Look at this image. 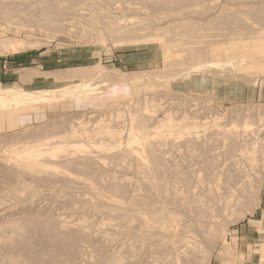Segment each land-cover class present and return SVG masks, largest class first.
I'll list each match as a JSON object with an SVG mask.
<instances>
[{
    "label": "rangeland",
    "instance_id": "rangeland-1",
    "mask_svg": "<svg viewBox=\"0 0 264 264\" xmlns=\"http://www.w3.org/2000/svg\"><path fill=\"white\" fill-rule=\"evenodd\" d=\"M106 1L0 0V264H264V0Z\"/></svg>",
    "mask_w": 264,
    "mask_h": 264
},
{
    "label": "bare ground",
    "instance_id": "bare-ground-1",
    "mask_svg": "<svg viewBox=\"0 0 264 264\" xmlns=\"http://www.w3.org/2000/svg\"><path fill=\"white\" fill-rule=\"evenodd\" d=\"M36 1H37V0H36ZM42 1H43V0H42ZM52 1H53V0H52ZM60 1H62V0H60ZM107 1H109V0H107ZM107 1H106V2H107ZM166 1H168V0H166ZM166 1H165V2H166ZM180 1H181V0H180ZM180 1H179V2H180ZM244 1H245V0H244ZM251 1H252V0H251ZM101 2H102V1H101ZM153 2H154V1H153ZM165 2H164V4H166ZM170 2L172 3L173 0H169V3H170ZM174 2H176V1H174ZM174 2H173V3H174ZM177 2H178V1H177ZM263 2H264V1H263ZM42 3H43V2H42ZM46 3H47V2H46ZM50 3H51V2H50ZM109 3H110V2H109ZM157 3H158V2H157ZM162 3H163V2H162ZM162 3H161V4H162ZM167 3H168V2H167ZM48 4H49V3H48ZM122 4H123V3H122ZM164 4H163V6H164ZM176 4H177V3H176ZM240 4H241V3H240ZM250 4H251V3H250ZM256 4H257V3H256ZM108 5H109V4H108ZM123 5H124V4H123ZM126 5H127V4H126ZM130 5H131V4H130ZM132 5H133V4H132ZM180 5H181V4H180ZM185 5H186V4H185ZM237 5H238V4H237ZM245 5H246V4H245ZM248 5H249V3H248ZM109 6H110V5H109ZM114 6H115V4H114ZM117 6H118V5H117ZM166 6H167V4H166ZM170 6H172V5H170ZM173 6H174V5H173ZM243 6H244V5H243ZM250 6H252V5H250ZM254 6H256V5H254ZM254 6L248 8V9L246 8V10H248V11H253L254 9H256V8L258 7V6H257V7H254ZM120 7H121V6H120ZM136 7H137V6H136ZM168 7H169V6H168ZM238 7H239V5L237 6V8H238ZM241 7H242V6H241ZM241 7H240V8H241ZM248 7H249V6H248ZM127 8H128V7H127ZM164 8H165V7H164ZM169 8H172V7H169ZM243 8H245V6H244ZM32 9H33V8H32ZM120 9H121V8H120ZM123 9H124V8H123ZM134 9H135V8H134ZM138 9H139V7H138ZM138 9H137V10H138ZM238 9H239V8H238ZM161 10H162V9H161ZM0 11H1V10H0ZM12 11H14V10H12ZM68 11H69V9H68ZM112 11H114V10H112ZM132 11H134V10H132ZM243 11H244V10H243ZM259 11H260V10H259ZM3 12H4V11H3ZM58 12H59V11H58ZM186 12H187V11H186ZM239 12H240V11H239ZM241 12H242V11H241ZM20 13H21V12H20ZM46 13H47V12H46ZM243 13H244V12H243ZM247 13H248V12H247ZM247 13H246V14H247ZM77 14H78V13H77ZM252 14H253V13H252ZM49 15H50V14H49ZM243 15H245V14H243ZM248 16H250V15H248ZM253 16H254V15H253ZM257 16H258V14H257ZM260 16H261V15H260ZM188 17H189V16H188ZM220 17H221V16H220ZM223 17H224V16H223ZM242 18H243V17H242ZM252 18H253V17H252ZM257 18H258V17H257ZM39 19H40V18H39ZM69 19H70V18H69ZM231 19H232V18H231ZM244 19H245V18H244ZM249 19H250V18H249ZM35 20H36V18H35ZM40 20H41V19H40ZM113 20H114V19H113ZM122 20H123V19H122ZM212 20H214V19H212ZM226 20H227V19H226ZM229 20H230V19H229ZM232 20H233V19H232ZM232 20H230V21L232 22ZM241 20L243 21V19H241ZM239 21H240V20H239ZM244 21H248V20H244ZM244 21H243V22H244ZM19 22H20V21H19ZM213 22H214V21H213ZM221 22H222V21H221ZM240 22H241V21H240ZM255 22H256V21H255ZM27 23H28V22H27ZM165 23H166V22H165ZM234 23H236V22H234ZM21 24H22V23H21ZM112 24H113V23H112ZM217 24H218V23H217ZM241 24H242V23H241ZM244 24H245V23H244ZM197 25H198V24H197ZM43 26H44V25H43ZM114 26H115V25H114ZM245 26H246V25H245ZM248 26H249V25H248ZM250 26H251V25H250ZM148 31H149V30H148ZM143 32H144V31H143ZM230 32H231V31H230ZM138 34H139V33H138ZM239 34H240V33H239ZM259 34H260V32H259ZM261 34H263V33H261ZM172 35H173V34H172ZM123 36H125V35H123ZM235 36H236V35H235ZM263 36H264V35H263ZM240 37H241V36H240ZM229 38H230V37H229ZM238 38H239V37H238ZM241 38H242V37H241ZM256 38H257V37H256ZM242 39L244 40L245 38H242ZM242 39H241V40H242ZM246 39H247V38H246ZM226 40H227V38H226ZM231 40H232V39H231ZM234 40H235V39H234ZM223 41L225 42L224 39H223ZM235 41H236V40H235ZM249 41H250V40H249ZM185 42H186V41H185ZM224 42H223V43H224ZM223 43H222V44H223ZM218 44H219V43H218ZM226 44H227V43H226ZM220 45H221V44H219V46H220ZM224 45H225V43H224ZM15 46H16V45H15ZM25 46H26V45H25ZM25 46H24V48H25ZM214 46H215V45H214ZM240 46H241V45H240ZM252 46H253V45H252ZM28 48H29V47H28ZM31 48H32V47H31ZM14 49H15V48H14ZM19 49H21V48H19ZM19 49H18V50H19ZM18 50H17V51H18ZM249 51H250V50H249ZM7 52H8V51H7ZM12 52H13V51H12ZM197 52H199V50H198ZM205 52H206V51H205ZM207 52H209V51L207 50ZM207 52H206V53H207ZM238 52H239V51H238ZM3 53H4V52H3ZM3 53H2V54H3ZM195 54H196V53H195ZM195 54H194V55H195ZM199 54H200V53H199ZM201 54H202V53H201ZM203 55H204V54H203ZM198 56H199V55H198ZM215 56H217V55L215 54ZM218 56H219V55H218ZM195 57H196V56H195ZM199 57H200V56H199ZM213 57H214V56H213ZM234 57H236V56L234 55ZM238 58H239V57H237L236 59H238ZM200 59H201V58H200ZM202 59H203V58H202ZM202 59H201V60H202ZM247 59H248V58H247ZM252 60H253V59H252ZM166 61H167V60H166ZM207 61H208V60H207ZM209 61H210V60H209ZM215 61H216V60H215ZM215 61H212V62H215ZM253 61H255V60H253ZM201 62H202V61H201ZM212 62H211V63H212ZM244 62H246V61H244ZM251 62H252V61H251ZM256 62H257V61H256ZM217 63H218V62H217ZM247 63H249V61H248ZM249 64H250V63H249ZM198 65H199V64H198ZM167 66H168V65H167ZM209 68H210V67H209ZM3 94H4V93H3ZM15 95H16V94H15ZM13 96H14V95H13ZM10 97H11V96H10ZM15 99H16V98H15ZM28 100H31V101H32V100H35V101H36L37 99H31V98H28ZM28 100H26V102H27ZM5 106H6V105H5ZM0 107H1V106H0ZM141 114H142V113H141ZM146 115H148V114L146 113ZM140 116H141V115H140ZM142 116L145 117V114L142 115ZM144 117H143V118H144ZM150 117H151V116H150ZM143 118H142V119H143ZM148 118H149V117H148ZM143 120H144V119H143ZM144 121H146V120H144ZM148 121H150V120H148ZM216 123H217V122H216ZM213 124H214V123H213ZM102 125H103V124H102ZM63 128H64V127H63ZM220 128H221V127H220ZM233 128H234V127H233ZM65 129H66V128H65ZM74 129H75V128H74ZM172 129H174V128L172 127ZM139 130H140V129H139ZM159 130H160V129H159ZM165 130H166V129H165ZM230 130H231V129H230ZM232 130H233V129H232ZM134 131H135V130H134ZM233 131H234V130H233ZM244 131H246V130H244ZM261 131H262V130H261ZM135 132H137V131H135ZM164 132H165V131H164ZM166 132H167V131H166ZM143 133H144V132H143ZM158 133H159V131H158ZM72 134H73V133H72ZM136 134H137V133H136ZM136 134H135V136H136L137 139H138V138H139V137H138L139 135L137 136ZM141 134H142V133H141ZM163 134H164V133H163ZM182 134H184V133H182ZM182 134H181V135H182ZM188 134H189V133H188ZM192 134H193V133H192ZM192 134H191V135H192ZM210 134H211V133H210ZM237 134H238V133H237ZM73 135H74V134H73ZM130 135H131V134H130ZM170 135H171V134H170ZM177 135H178V134H177ZM177 135H176V137H177ZM181 135H179V137H180ZM184 135L187 136V132H186V134H184ZM184 135H182L181 137H183V138H187V137H184ZM189 135H190V134H189ZM194 135H195V133H194ZM263 135H264V134H263ZM88 136H89V135H88ZM95 136H96V135H95ZM99 136H101V134H100ZM164 136H165V135H164ZM71 137H72V136H71ZM93 137H94V136H93ZM132 137H133V136H132ZM162 137H163V135H162ZM167 137H169V136H167ZM173 137H174V136H173ZM179 137H178V139L181 140V138H179ZM190 137H191V136H190ZM190 137H188L189 140H191ZM192 137H196V136H192ZM203 137H204V135H203ZM227 137H228V136H227ZM77 138H78V137H77ZM88 138H89V137H88ZM112 138H113V137H112ZM174 138H175V137H174ZM174 138H173V139H172V138L170 139V137H169V140H170V141H171V140L174 141ZM221 138H222V137H221ZM225 138H226V137H225ZM246 138H247V137H246ZM92 139H93V138H92ZM94 139H95V138H94ZM133 139H134V138H133ZM139 139H140V138H139ZM156 139H157V138H156ZM162 139H164V137H163ZM178 139H177V140H178ZM200 139H202V136H201ZM73 140H74V139H73ZM75 140H76V139H75ZM77 140H78V139H77ZM101 140H102V139H101ZM103 140H104V139H103ZM128 140H130V138H129ZM166 140H167V139H166ZM166 140H164V141H166ZM186 140H188V139H186ZM186 140H185V141H186ZM194 140H198V138H195ZM204 140H205V138H204ZM69 141H70V140H69ZM86 141H87V139H86ZM108 141H109V140H108ZM143 141H144V139L142 140V142H143ZM217 141H218V140H217ZM242 141H243V140H242ZM64 142H65V141H64ZM78 142H79V141H78ZM87 142H88V141H87ZM116 142H117V141H116ZM119 142H120V141H119ZM119 142H118V143H119ZM150 142H151V141H150ZM189 142H190V141H189ZM189 142H188V143H189ZM192 142H193V141H192ZM201 142H204V141H201ZM201 142H200V143H201ZM231 142H232V141H231ZM233 142H234V141H233ZM106 143H107V142H106ZM130 143H132V142H130ZM170 143H171V142H170ZM174 143H175V141H174ZM179 143H180V142H179ZM182 143H183V142H182ZM184 143H187V141L184 142ZM188 143H187V144H188ZM193 143H194V142H193ZM193 143H190V144H193ZM198 143H199V142H198ZM200 143H199V144H200ZM222 143H223V142H222ZM256 143H257V142H256ZM48 144H49V143H48ZM103 144H104V143H103ZM140 144L143 145L141 142H140ZM145 144H146V143H145ZM148 144H149V142H148ZM150 144H151V143H150ZM153 144H155V142H154ZM153 144H152V145H153ZM157 144H158V143H157ZM163 144H164V143H163ZM172 144H173V143H172ZM172 144H171V145H172ZM187 144H186V145H187ZM202 144H203V143H202ZM93 145H94V144H93ZM138 145H139V144H138ZM176 145H177V144H176ZM179 145H180V144H179ZM179 145H177L176 148H177ZM186 145H185V146H186ZM205 145L207 146V144H205ZM205 145H203L202 148H204ZM100 146H101V145H100ZM110 146H111V145H110ZM143 146H144V145H143ZM143 146H142V147H143ZM145 146H146V145H145ZM149 146H151V145H149ZM149 146H147V147H149ZM156 146H157V145H156ZM172 146H173V145H172ZM187 146H188V145H187ZM189 146H192V145H189ZM206 146H205V147H206ZM217 146H218V145H217ZM54 147H56V146H54ZM101 147H102V146H101ZM115 147H116V146H115ZM129 147H130V146H129ZM131 147H132V146H131ZM147 147H146V149H147ZM152 147H154V146H151V148L149 147V149H152ZM161 147H162V145H161ZM164 147H165V146H164ZM170 147H171V146H170ZM179 147L181 148V146H179ZM179 147H178L177 149H179ZM183 147H184V146H183ZM183 147H182V148H183ZM196 147H197V145H196ZM196 147H193V148H196ZM224 147H225V146H224ZM230 147H231V146H230ZM236 147H237V146H236ZM251 147H252V146H251ZM254 147H255V146H254ZM263 147H264V146H263ZM103 148H105V147H103ZM127 148H128V147H127ZM133 148H134V147H133ZM143 148H145V147H143ZM157 148H158V146H157ZM157 148H156V149H157ZM176 148H175V149H176ZM191 148H192V147H191ZM198 148H199V147H198ZM202 148H201V149H202ZM207 148H208V147H207ZM207 148H206V149H207ZM225 148H226V147H225ZM252 148H253V147H252ZM35 149H36V148H35ZM51 149H52V148H51ZM57 149H58V148H57ZM64 149H65V148H64ZM92 149H94V148H92ZM92 149H91V150H92ZM117 149H118V148H117ZM129 149H130V148H129ZM156 149H155V150H156ZM187 149H188V148H187ZM187 149H186V150H187ZM210 149H211V151H212V148H210ZM242 149H243V148H242ZM33 150H34V149H33ZM45 150H47V149H45ZM94 150H95V149H94ZM103 150L105 151V150H107V149H103ZM132 150H134V149H132ZM158 150H161V149H158ZM179 150H180V149H179ZM188 150H189V149H188ZM188 150H187V151H188ZM196 150H197V149H196ZM196 150H195V151H196ZM199 150H200V148H199ZM199 150H197V152H198ZM204 150H205V148H204ZM207 150H208V149H207ZM56 151H57V150H56ZM56 151H55V152H56ZM100 151H101V150H100ZM125 151H127V150H125ZM138 151H139V150H138ZM146 151H147V150H146ZM148 151H149V150H148ZM150 151H151L152 153L155 152L154 150H153V151L150 150ZM150 151H149V153L147 152L148 155L150 154ZM205 151H206V150H205ZM209 151H210V150H209ZM209 151H207L206 153H208ZM235 151H236V150H235ZM244 151H245V150H244ZM19 152H21V151H19ZM25 152H26V151H25ZM27 152H28V151H27ZM58 152H59V151H58ZM90 152H91V151H90ZM92 152H93V151H92ZM95 152H96V150H95ZM97 152H98V151H97ZM119 152H120V151H119ZM122 152H123V151H122ZM130 152H131V150H130ZM130 152H129V156H130ZM144 152H145V151H144ZM157 152H158V151H156V153H157ZM161 152H162V151H161ZM173 152H174V151H173ZM175 152H176V151H175ZM177 152H179V151H177ZM212 152H213V151H212ZM215 152H216V151H215ZM8 153H9V152H8ZM14 153H15V151H14ZM16 153H18V152H16ZM16 153H15V154H16ZM64 153H65V151H64ZM67 153H68V152H67ZM72 153L75 154V151L72 152ZM82 153H85V151H83ZM88 153H89V152H88ZM88 153H87V154H88ZM100 153H101V152H100ZM114 153H115V151H114ZM159 153H160V152H159ZM169 153H170V152H169ZM169 153H168V154H169ZM189 153H190V152H189ZM195 153H196V152H195ZM233 153H234V152H233ZM11 154H12V153H11ZM11 154H10V155H11ZM37 154H38V153H37ZM89 154H92V153H89ZM93 154H95V153L93 152ZM111 154H113V153L111 152ZM124 154H125V152L123 153V155H124ZM157 154H158V153H157ZM160 154H161V153H160ZM187 154H188V153H187ZM210 154H211V153H210ZM239 154H240V153H239ZM246 154H247V153H246ZM7 155H9V154H7ZM12 155H14V154H12ZM75 155H76V154H75ZM77 155H78V153H77ZM85 155H86V153H85ZM101 155H102V154H101ZM104 155H105V154H104ZM123 155H122V156H123ZM142 155H143V154H142ZM146 155H147V154H146ZM153 155H154V154H151L152 157H153ZM155 155H156V154H155ZM162 155H164V153H162ZM165 155H166V154H165ZM165 155H164V156H165ZM233 155H234V154H233ZM236 155H237V154H236ZM5 156H6V155H5ZM35 156H36V155H35ZM68 156H69V155H68ZM68 156H67V157H68ZM80 156H83V155H80ZM108 156H109V155H108ZM122 156H120V157H122ZM124 156H127V155L125 154ZM132 156H133V155H132ZM149 156H150V155H149ZM149 156H148V157H149ZM159 156H161V155H159ZM159 156L156 155V157H159ZM168 156H169V155H168ZM177 156H178V155H177ZM192 156H193V155H192ZM200 156H201V155H200ZM248 156H249V153H248ZM14 157H15V155H14ZM22 157H23V156H22ZM59 157H60V156H59ZM77 157H79V156H77ZM85 157H86V156H85ZM89 157H90V156H89ZM96 157H97V156H96ZM99 157H100V156H99ZM113 157H114V155H113ZM118 157H119V155H118ZM133 157H134V156H133ZM166 157H167V156H166ZM172 157H173V156H172ZM211 157H212V156H211ZM10 158H11V156H10ZM20 158H21V157H20ZM26 158H28V159H30V160L32 159L31 162L34 163V164H31L30 168H33V167L36 166V165L39 167V166H41V164H42L41 162H39V161H40V160H39V156H38V159H35L32 155H28ZM63 158H64V157H63ZM63 158H62V160H63ZM83 158H84V157H83ZM83 158H82V159H83ZM86 158H87V157H86ZM93 158H94V157H93ZM93 158H92V159H93ZM97 158H98V157H97ZM105 158H106V157L103 156L102 160H104ZM107 158H108V157H107ZM122 158H123V157H122ZM168 158H169V157H168ZM1 159H2V158H1ZM13 159H15V158H13ZM79 159H80V157H79ZM88 159H90V158H88ZM99 159H101V158H99ZM99 159H98V160H99ZM109 159H110V158H109ZM129 159H130V158H129ZM139 159H140V158H139ZM150 159H152V158H149L148 160H150ZM156 159H157V158H156ZM229 159H230V158H229ZM242 159H243V158H242ZM7 160H8V159H7ZM11 160H12V159H11ZM17 160H18V159H17ZM42 160H43V159H41V161H42ZM60 160H61V159H60ZM84 160H85V158H84ZM131 160H132V159H131ZM133 160H134V158H133ZM137 160H138V159H137ZM137 160H136V161H137ZM146 160H147V159H146ZM160 160H161V159H160ZM230 160H231V159H230ZM4 161H5V160H4ZM81 161H82V160H81ZM94 161H95V160H94ZM152 161H153L154 163L157 162V164H158L159 159H158V161H155L154 158H153V159H152L151 161H149V162H152ZM181 161H182V160H181ZM262 161H264V160H262ZM16 162H17V161H16ZM43 162H45V161H43ZM49 162H50V161H49ZM92 162H93V161H92ZM138 162H139V160H138L136 163L138 164ZM153 162H152V163H153ZM165 162H166V161H165ZM191 162H192V161H191ZM215 162H216V161H215ZM219 162H220V161H219ZM222 162H223V161H222ZM232 162H233V161H232ZM8 163H10V162H8ZM86 163H87V162H86ZM98 163H99V162H98ZM145 163H146V162H145ZM147 163H148V161H147ZM224 163H225V162H224ZM236 163H237V162H236ZM245 163H246V162H245ZM11 164H12V163H11ZM11 164H10V165H11ZM14 164H15V163H14ZM45 164H46V163H45ZM101 164H103V163H101ZM104 164H105V163H104ZM150 164H151V163H150ZM157 164H156L155 167H154V166H153V167L150 166V167H151L153 170H155V168L157 167ZM159 164H160V163H159ZM159 164H158V166H159ZM166 164H167V163H166ZM186 164H187V163H186ZM188 164H189V163H188ZM241 164H242V163H241ZM253 164H254V162H253ZM42 165H44V164H42ZM62 165H63V164H62ZM105 165H106V164H105ZM139 165H140V164H139ZM139 165H138V166H139ZM142 165H144V163H142ZM145 165H146V164H145ZM145 165H144V166H145ZM147 165H148V164H147ZM151 165H152V164H151ZM242 165H243V164H242ZM262 165H263V164H262ZM11 166H15V165H11ZM94 166H95V165H94ZM96 166H97V165H96ZM96 166H95V167H96ZM225 166H226V164H225ZM257 166H258V165H257ZM142 167H143V166H142ZM159 167H161V166H159ZM162 167H163V166H162ZM248 167H249V166H248ZM14 168H15V167H14ZM54 168H55V167H54ZM77 168H78V167H77ZM88 168H89V167H88ZM98 168H99V166H98ZM144 168H145V167H144ZM180 168H181V167H180ZM195 168H196V167H195ZM15 169H16V168H15ZM85 169H86V168H85ZM100 169H101V168H100ZM141 169H142V168H141ZM152 169H151V170H152ZM159 169H160V168H159ZM167 169H168V168H167ZM167 169H166V170H167ZM189 169H190V168H189ZM4 170H5V169H4ZM19 170H20V169H19ZM64 170H65V169H64ZM74 170H75V169H74ZM101 170H102V169H101ZM126 170H127V169H126ZM136 170H137V169H136ZM146 170H147V171H146ZM146 170H145L146 173L150 171L149 168H148V169L146 168ZM160 170H162V168H161ZM160 170L157 171V169H156V171H154V173H155V172H159ZM163 170H164V168H163ZM166 170H164V172L161 171V172H159L158 174L161 175L162 173H165ZM219 170H220V169H218V171H219ZM17 171H18V170H17ZM51 171H52V170H51ZM51 171H49V173H51ZM96 171H97V170H96ZM169 171H170V170H169ZM172 171H173V170H172ZM175 171H176V170H175ZM175 171H174V172H175ZM251 171H252V170H251ZM5 172H6V171H5ZM20 172L22 173V171H20ZM35 172H36V171H35ZM57 172H58V171H57ZM91 172H92V171H91ZM152 172H153V171H152ZM227 172H228V171H227ZM13 173H14V172H13ZM23 173H24V172H23ZM25 173H26V172H25ZM27 173H28V172H27ZM27 173H26V174H27ZM37 173H38V172H37ZM54 173H55V172H54ZM59 173H61V171H60ZM140 173H141V172H140ZM178 173H179V171H178ZM224 173H225V172H224ZM62 174H63V172H62ZM98 174H99V173H98ZM106 174H107V173H106ZM148 174H149V173H147V174H145V175H148ZM32 175H33V174H32ZM32 175H31V177H32ZM57 175H58V174H57ZM60 175H61V174H60ZM60 175H59V176H60ZM63 175H64V174H63ZM66 175H67V174H66ZM66 175H65V176H66ZM141 175H142V174H141ZM163 175H164V174H163ZM167 175H168V174H167ZM167 175H166V176H167ZM43 176H44V174H43ZM43 176H41V178H42ZM47 176H48V175H47ZM53 176H54V174H53ZM67 176H68V175H67ZM152 176H153V174H152ZM180 176H181V175H180ZM38 177H39V176H38ZM44 177H46V176H44ZM44 177H43V178H44ZM48 177H49V176H48ZM48 177H47V178H48ZM50 177H51V176H50ZM57 177H58V176H56V178H57ZM61 177H62V176H61ZM92 177H93V176H92ZM144 177H145V176H144ZM164 177H165V176H164ZM192 177H193V176H192ZM239 177H240V176H239ZM13 178H14V177H13ZM25 178H26V177H25ZM56 178H55V179H56ZM63 178H66V177H63ZM72 178H73V177H72ZM123 178H124V177H123ZM155 178H156V177H155ZM155 178H154V180H155ZM181 178H182V177H181ZM236 178H237V177H236ZM32 179H33V178H32ZM49 179H50V178H49ZM51 179H52V178H51ZM57 179H58V178H57ZM57 179H56V180H57ZM60 179H61V178H60ZM73 179H74V178H73ZM89 179H90V178H89ZM96 179H97V178H96ZM146 179H148V178H146ZM149 179H150V178H149ZM223 179H224V178H223ZM26 180H27V179H26ZM28 180H29V179H28ZM28 180H27V181H28ZM47 180H48V179H47ZM53 180H54V179H53ZM69 180H70V179H69ZM69 180H67V181H69ZM74 180H75V179H74ZM100 180H101V179H100ZM235 180H236V179H235ZM241 180H242V179H241ZM241 180H240V182H241ZM36 181H37V180H36ZM51 181H52V180H51ZM72 181H73V180H72ZM83 181H84V180H83ZM86 181H87V180H86ZM103 181H104V180H103ZM120 181H122V180L120 179ZM125 181H126V179H125ZM143 181H144V180H143ZM149 181H150V180H149ZM156 181H158V180L156 179ZM197 181H198V180H197ZM213 181H214V180H213ZM249 181H250V180H249ZM105 182H106V181H105ZM115 182H116V181H115ZM126 182H127V181H126ZM128 182H129V181H128ZM141 182H142V181H141ZM144 182H145V181H144ZM159 182H160V181H159ZM172 182H173V181H172ZM188 182H189V181H188ZM238 182H239V181H238ZM258 182H259V181H258ZM11 183H12V182H11ZM73 183H74V182H73ZM88 183H90V182H88ZM92 183H93V182H92ZM94 183H95V182H94ZM118 183H119V181H118ZM149 183H150V182H149ZM235 183H236V182H235ZM242 183H243V182H242ZM252 183H253V182H252ZM15 184H16V183H15ZM42 184H43V183H42ZM85 184H86V183H85ZM158 184H159V183H157L156 185L159 187ZM170 184H171V183H170ZM190 184H191V183H190ZM207 184H208V183H207ZM216 184H217V183H216ZM249 184H250V183H249ZM249 184H248V185H249ZM12 185H13V184H12ZM37 185H39V184H37ZM43 185H44V184H43ZM94 185H95V184H94ZM121 185H122V184H121ZM125 185H126V184H125ZM127 185H129V184H127ZM151 185H152V184H151ZM194 185H195V184H194ZM194 185H193V186H194ZM221 185H222V184H221ZM238 185H239V184H236V185L233 184V186H235L234 188H236V186H238ZM244 185H245V184H244ZM78 186H79V185H78ZM118 186H119V185H118ZM118 186H117V187H118ZM149 186H150V185H149ZM154 186H155V185H154ZM173 186H174V185H173ZM95 187H96V186H95ZM112 187H114V186H112ZM120 187H121V186H120ZM170 187H171V186H170ZM187 187H188V186H187ZM207 187H208V186H207ZM226 187H228V186H226ZM239 187L242 188V187H245V186H239ZM246 187H247V186H246ZM110 188H111V187H110ZM191 188H192V187H191ZM222 188H223V186H222ZM224 188H225V187H224ZM230 188H232L231 185H230ZM122 189H123V188H122ZM127 189H128V188H127ZM156 189H157V188H156ZM173 189H174V188H173ZM242 189H243V188H242ZM117 190H118V189H117ZM141 190H142V189H141ZM181 190H182V189H181ZM188 190H189V189H188ZM193 190H194V189H193ZM210 190H211V188H210ZM214 190H215V189H214ZM225 190H227V189H225ZM234 190H235V189H234ZM120 191H121V190H120ZM134 191H135V189H134ZM139 191H140V190H139ZM176 191H177V190H176ZM178 191H179V190H178ZM182 191H183V190H182ZM182 191H181V193H182ZM211 191H212V190H211ZM223 191H224V190H223ZM236 191H237V190H236ZM238 191H239V188H238ZM155 192H156V191H155ZM242 192H243V190H242ZM63 193H64V192H63ZM144 193H146V192H144ZM158 193H159V191H158ZM168 193H169V191H168ZM168 193H167V194H168ZM200 193H201V192H200ZM206 193H207V192H206ZM224 193H225V192H224ZM233 193H234V192H233ZM235 193H236V192H235ZM240 193H241V192H240ZM56 194H57V193H56ZM66 194H67V193H66ZM139 194H140V193H139ZM161 194H162V193H161ZM164 194H165V193H164ZM201 194H202V193H201ZM211 194H212V193H211ZM64 195H65V194H64ZM72 195H73V194H72ZM120 195H121V194H120ZM179 195H180V193H179ZM181 195H182V194H181ZM188 195H189V194H188ZM188 195L186 194L185 196L187 197ZM217 195H218V194H217ZM226 195H227V194H226ZM229 195H230V194H229ZM55 196H57V195H55ZM62 196H63V195H62ZM164 196H165V195H164ZM173 196H174V195H173ZM173 196H171V197H173ZM175 196H176V194H175ZM183 196H184V194H183ZM245 196H247V195H245ZM67 197H68V196H67ZM69 197H70V196H69ZM117 197H118V196H117ZM181 197H182V196H181ZM197 197H198V196H197ZM197 197H196V198H197ZM226 197L228 198V195H227ZM231 197H232V195H231ZM183 198H184V197H183ZM20 199H21V198H20ZM46 199H47V198H46ZM51 199H52V198H51ZM67 199H68V198H67ZM134 199H135V198H134ZM145 199H146V198H145ZM223 199H224V198H223ZM232 199H233V198H232ZM78 200H80V199H78ZM175 200H176V199H175ZM190 200H191V199H190ZM217 200H218V199H217ZM230 200H231V198H230ZM239 200H240V199H239ZM241 200H242V199H241ZM71 201H72V200H71ZM73 201H74V200H73ZM86 201H87V200H86ZM89 201H90V200H89ZM192 201H193V200H192ZM176 202H177V201H176ZM179 202H180V201H179ZM204 202H205V201H204ZM219 202H220V201H219ZM219 202H218V203H219ZM222 202H223V201H222ZM224 202H225V201H224ZM226 202H228V201H226ZM40 203H41V202H40ZM182 203H183V201H182ZM193 203H194V202H193ZM238 203H239V202H238ZM67 204H68V203H67ZM97 204H98V203H97ZM186 204H187V202H186ZM208 204H209V203H208ZM219 204H220V203H219ZM79 205H80V204H79ZM100 205H103V204L100 203ZM187 205H189V204H187ZM28 206H30V205H28ZM52 206H53V205H52ZM104 206H105V205H104ZM135 206H136V205H135ZM218 206H219V205H218ZM220 206H222V205L220 204ZM229 206H230V205H229ZM33 207H34V206H33ZM59 207H60V206H59ZM117 207H118V206H117ZM226 207H227V209H228V206H226ZM24 208H25V207H24ZM50 208H51V207H50ZM110 208H111V207H110ZM216 208H217V207H216ZM231 208H232V206H231ZM231 208H230V210H231ZM87 209H88V208H87ZM111 209H112V208H111ZM113 209H114V208H113ZM115 209H117V208H115ZM119 209H120V207H119ZM163 209H164V208H163ZM207 209H208V208H207ZM207 209H206V210H207ZM210 209H212V208H210ZM227 209H226V210H227ZM35 210H36V209H35ZM117 210H118V209H117ZM158 210H159V209H158ZM164 210H165V209H164ZM168 210H169V209H168ZM168 210H167V212H168ZM197 210H198V208H197ZM213 210H214V209H213ZM221 210H222V209H221ZM223 210H224V209H223ZM223 210H222V211H223ZM21 211H22V210H21ZM112 211H114V210H112ZM119 211H120V210H119ZM121 211H122V210H121ZM123 211H124V210H123ZM154 211H156V210L154 209ZM154 211H152V212H154ZM169 211H170V210H169ZM172 211H173V210H172ZM172 211H171V213H172ZM188 211H189V210H188ZM216 211H217V210H216ZM11 212H12V211H11ZM24 212H25V211H24ZM49 212H50V211H49ZM116 212H117V211H116ZM132 212H133V211H132ZM167 212L165 211V213H167ZM173 212L176 213V211H173ZM185 212H186V211H185ZM214 212H215V211H214ZM214 212H213V213H214ZM50 213H51V212H50ZM57 213H58V212H57ZM57 213H56V214H57ZM122 213H123V212H122ZM130 213H131V212H130ZM186 213H187V212H186ZM207 213H208V211H207ZM207 213H206V214H207ZM209 213H210V211H209ZM215 213H216V212H215ZM219 213H221V212H219ZM37 214H38V213H37ZM47 214H48V213H47ZM119 214H120V213H119ZM133 214L136 215V214H139V213L137 212L136 214H135V213H133ZM145 214L148 215V212L145 213ZM145 214H144V215H145ZM155 214H156V213H155ZM172 214H173V213H172ZM206 214H203V215L206 216ZM211 214H212V213H211ZM217 214H218V211H217ZM217 214H216V216H217ZM223 214H224V211H223ZM225 214H226V213H225ZM21 215H22V214H21ZM24 215H25V214H24ZM52 215H53V214H52ZM116 215H117V214H116ZM121 215H122V214H121ZM167 215H169V213H168ZM174 215H175V214H174ZM203 215H202V216H203ZM214 215H215V214H214ZM12 216H13V215H12ZM26 216H27V215H26ZM28 216H29V215H28ZM31 216H33V215H31ZM34 216H35V215H34ZM53 216H54V215H53ZM83 216H84V215H83ZM114 216H115V215H114ZM119 216H120V215H119ZM122 216L125 217L124 214H123ZM130 216H131V215H130ZM149 216H150V213H149V215H148V218H149ZM152 216H153V215H152ZM152 216H151V218H152ZM155 216H156V215H155ZM172 216H173V215H172ZM182 216H183V215H182ZM208 216H209V215H208ZM216 216H215V217H216ZM13 217H14V216H13ZM13 217H12V218H13ZM39 217H40V216H39ZM43 217H44V216H43ZM60 217H61V216H60ZM133 217H134V216H133ZM135 217H136V216H135ZM137 217H138V218H137V220H138L139 217H141V215H139V216L137 215ZM203 217H204V216H203ZM213 217H214V216H213ZM16 218H17V217H16ZM18 218H19V217H18ZM35 218H36V217H35ZM54 218H55V217H54ZM130 218L132 219V221L134 220L132 217H130ZM146 218H147V217H146ZM153 218H154V217H153ZM156 218L158 219V216H157ZM159 218H160V217H159ZM164 218H165V216H164ZM171 218H172V217H171ZM173 218H174V217H173ZM206 218H207V217H206ZM5 219H6V218H5ZM19 219H20V218H19ZM49 219H50V218H49ZM60 219H61V218H60ZM154 219H155V218H154ZM154 219H153V220H154ZM160 219H161V218H160ZM169 219H170V218H169ZM213 219H215V218H213ZM217 219H218V218H217ZM9 220H10V219H9ZM27 220H28V219H27ZM32 220H33V219H32ZM43 220H44V219H43ZM68 220H69V219H68ZM114 220H115V219H114ZM137 220H136V221H137ZM139 220H140V219H139ZM139 220H138V221H139ZM142 220H144V219L142 218ZM148 220H149V219H148ZM151 220H152V219H150L149 222H150ZM158 220H159V219H158ZM178 220H179V219H178ZM178 220H177V221H178ZM207 220H208V219H207ZM209 220H210V219H209ZM44 221H45V220H44ZM50 221H51V220H50ZM85 221H86V220H85ZM117 221H118V220H117ZM138 221H137V223H138ZM144 221H145V220H144ZM163 221H164V220H163ZM169 221H170V220H169ZM177 221L175 220V222H177ZM183 221H184V220H183ZM1 222H4V220L1 221ZM1 222H0V223H1ZM46 222H47V221H46ZM67 222H68V221H67ZM103 222H104V221H103ZM109 222H110V221H109ZM140 222H141V221H139V223H140ZM152 222H153V221H152ZM159 222H160V221H159ZM161 222H162V221H161ZM165 222H166V221H165ZM180 222H181V220H180ZM203 222H204V221H203ZM203 222H202V223H203ZM205 222L207 223V221H205ZM211 222H212V221H211ZM214 222H215V220H214ZM216 222H217V221H216ZM11 223H12V222H11ZM21 223H22V222H21ZM36 223H37V222H36ZM47 223H48V222H47ZM64 223H65V221H64ZM64 223H63V224H64ZM104 223H105V222H104ZM111 223H112V222H110V224H111ZM115 223H116V222H115ZM142 223H145V222H142ZM147 223H148V221H146V225H145V224H142V225H144V226L146 227V226H148ZM178 223H179V222H178ZM206 223H204V225H206ZM208 223H209V222H208ZM23 224H25V223H23ZM27 224H29V223H27ZM63 224L61 225L62 227H63ZM68 224H70V223H68ZM68 224H67V226H70V225H68ZM79 224H80V223H79ZM79 224H78V225H79ZM86 224H89V223H86ZM102 224H103V223H102ZM125 224H126V223H125ZM128 224H129V223H128ZM132 224H134V223L132 222ZM175 224H176V223H175ZM1 225H2V224H1ZM38 225H39V224H38ZM45 225H46V224H45ZM47 225H48V224H47ZM64 225H65V224H64ZM78 225H77L76 227H79ZM80 225H81V224H80ZM89 225H91V224H89ZM92 225H93V224H92ZM106 225H107V224H106ZM114 225H115V224H114ZM139 225H140V224H139ZM149 225H151V227H152V223H151V224L149 223ZM153 225H154V224H153ZM169 225H170V223H169ZM172 225H174V224H172ZM178 225H179V224H178ZM178 225H177V228H178ZM15 226H16V225H15ZM36 226H37V225H36ZM74 226H75V225H74ZM98 226H99V225H98ZM133 226H134V225H133ZM161 226H162V225H160V227H161ZM179 226H181V225H179ZM202 226H203V225H202ZM24 227H25V226H24ZM31 227H32V226H31ZM41 227H42V226H41ZM59 227H60V226H59ZM81 227H83V226H81ZM105 227H107V226H105ZM110 227H111V226H110ZM141 227H143V226H141ZM141 227L139 226V228H141ZM151 227H150V228H149V227H146V228H147V229L149 228L151 231H153L152 229L154 228V226H153L152 229H151ZM157 227H158V226H157ZM211 227H214V225H212ZM215 227H216V226H215ZM36 228H37V227H36ZM64 228H65V230H66V225H65ZM91 228H92V227H91ZM143 228H144V227H143ZM143 228H142V229H143ZM170 228H171V227H170ZM179 228H180V227H179ZM179 228H178V229H179ZM203 228H204V227H203ZM206 228H207V227H206ZM206 228H205V229H206ZM33 229H34V228H33ZM68 229H69V227H68ZM73 229H74V228H73ZM77 229H78V228H77ZM82 229H85V228L83 227ZM92 229H93V228H92ZM101 229H102V228H101ZM155 229H156V228H155ZM178 229H174V230H178ZM186 229H187V228H186ZM211 229H212V228H211ZM1 230H2V229H1ZM70 230H71V229H70ZM80 230H81V229H80ZM80 230H79V231H80ZM86 230H87V229H86ZM113 230H114V229H113ZM121 230H122V229H121ZM123 230H124V229H123ZM139 230H140V229H139ZM158 230H160V229H158ZM161 230H162V229H161ZM163 230H164V229H163ZM212 230H213V229H212ZM214 230H215V229H214ZM38 231H39V230H38ZM83 231H84V230H83ZM83 231H82V232H83ZM168 231H169V230H168ZM207 231H209V230H207ZM24 232H26V231H24ZM32 232H33V231H32ZM45 232H46V231H45ZM77 232H78V231H77ZM100 232H101V231H100ZM134 232H135V231H134ZM154 232H155V231H154ZM166 232H167V231H166ZM173 232H174V231H173ZM177 232H178V231H177ZM203 232H204V231H203ZM211 232H212V231H210V233H211ZM0 233H1V232H0ZM11 233H12V232H11ZM17 233H18V232H17ZM66 233H67V232H66ZM80 233H81V232H80ZM107 233H108V232H107ZM109 233H110V232H109ZM171 233H172V232H171ZM175 233H176V232H175ZM208 233H209V232H208ZM13 234H14V233H13ZM35 234H36V233H35ZM96 234H97V233H96ZM160 234H161V233H160ZM173 234H174V233H173ZM206 234H207V233H206ZM14 235H15V234H14ZM14 235H13V236H14ZM40 235H42V234H40ZM43 235H44V234H43ZM50 235H51V234H50ZM68 235H69V234H68ZM77 235H78V234H77ZM77 235H76V236H77ZM84 235H85V234H84ZM164 235H166V234H164ZM167 235H168V234H167ZM208 235H209V234H208ZM217 235H218V234H217ZM33 236H34V235H33ZM105 236H107V235H105ZM153 236H154V235H153ZM160 236H161V235H160ZM160 236H159V237H160ZM162 236H163V235H162ZM168 236H169V235H168ZM171 236H172V235H171ZM73 237H74V236H73ZM109 237H110V236H109ZM109 237H108V239H109ZM141 237H143V235H142ZM29 238H30V236H29ZM34 238H35V237H34ZM40 238H41V237H40ZM75 238H76V237H75ZM75 238H74V239H75ZM94 238H96V237L94 236ZM165 238H166V237H165ZM172 238H173V237H172ZM77 239H78V238H77ZM106 239H107V238H106ZM30 240H31V239H30ZM36 240H37V239H36ZM112 240H113V239H112ZM115 240H116V239H115ZM120 240H121V239H120ZM145 240H147V239H145ZM164 240H165V239H164ZM172 240H173V239H172ZM33 241H35V240H33ZM63 241H64V240H63ZM136 241H137V240H136ZM165 241H168V240H165ZM3 242H4V241H3ZM3 242H2V243H3ZM20 242H21V241H20ZM72 242H73V241H72ZM105 242H106V241H105ZM105 242L103 241V243H105ZM109 242H110V241H109ZM145 242H146V241H145ZM17 243H18V242H17ZM40 243H41V242H40ZM45 243H46V242H45ZM112 243H113V242H112ZM151 243H152V242H151ZM188 243H189V242H188ZM5 244H7V243H5ZM18 244H19V243H18ZM31 244H32V243H31ZM89 244H90V243H89ZM131 244H132V243H131ZM143 244H144V243H143ZM166 244H167V243H166ZM192 244H193V242H192ZM32 245H33V244H32ZM91 245H92V244H91ZM105 245H106V244H105ZM150 245H151V244H150ZM0 246H2V245H0ZM6 246H8V245H6ZM21 246H22V245H21ZM67 246H68V245H67ZM86 246H87V245H86ZM135 246H136V245H135ZM166 246H167V245H166ZM176 246H178V245H176ZM189 246H191V244H189ZM192 246H193V245H192ZM192 246H191V247H192ZM94 247H95V246H94ZM123 247H124V245H123ZM127 247H128V246H127ZM150 247H151V246H150ZM193 247H196V246L194 245ZM209 247H210V246H209ZM44 248H45V247H44ZM86 248H87V247H86ZM132 248H133V247H132ZM159 248H160V247H159ZM2 249H3V248H2ZM54 249H55V248H54ZM127 249H128V248H127ZM150 249H151V248H150ZM190 249H191V248H190ZM195 249H196V248H195ZM198 249H200V248H198ZM11 250H12V249H11ZM43 250H44V249H43ZM51 250H52V249H51ZM151 250H152V249H151ZM201 251H202V250H201ZM4 252H5V251H4ZM6 252L8 253V251H6ZM20 252H21V250H20ZM150 252H151V251H150ZM34 253H35V252H34ZM76 253H77V252H76ZM81 253H82V252H81ZM88 253H89V252H88ZM103 253H104V252H103ZM131 253H132V252H131ZM148 253H149V252H148ZM171 253H172V252H171ZM200 253H201V252H200ZM200 253H199V254H200ZM12 254H13V253H12ZM29 254H30V253H29ZM172 254H173V253H172ZM33 255H34V254H33ZM38 255H39V254H38ZM56 255H57V254H56ZM176 255H177V254H176ZM42 256H43V255H42ZM79 256H80V255H79ZM89 256H90V254H89ZM115 256H116V255H115ZM183 256H184V255H183ZM5 257H6V256H5ZM69 257H70V256H69ZM69 257H67V258H69ZM92 257H93V256H92ZM37 258H38V257H37ZM95 258H96V257H95ZM115 258H116V257H115ZM186 258H187V257H186ZM38 259H39V258H38ZM47 259H48V258H47ZM59 259H60V258H59ZM92 259H93V258H92ZM133 259H134V258H133ZM139 259H140V258H139ZM165 259H166V258H165ZM12 260H13V259H12ZM64 260H65V259H64ZM130 260H131V259H130ZM45 261H46V260H45ZM47 261H48V260H47ZM50 261H51V260H50ZM81 261H82V260H81ZM165 261H166V260H165ZM90 262H91V261H90ZM93 262H94V260H93ZM14 263H15V262H14ZM14 263H13V264H14ZM59 263H61V262H59ZM74 263H75V262H74ZM136 263H137V262H136ZM154 263H155V262H154ZM179 263H180V262H179ZM40 264H41V263H40ZM116 264H118V262H116ZM119 264H121V263L119 262ZM173 264H174V262H173Z\"/></svg>",
    "mask_w": 264,
    "mask_h": 264
},
{
    "label": "crops",
    "instance_id": "crops-1",
    "mask_svg": "<svg viewBox=\"0 0 264 264\" xmlns=\"http://www.w3.org/2000/svg\"><path fill=\"white\" fill-rule=\"evenodd\" d=\"M203 85H205V86L207 85L206 87H201V88H202V90H205V91H207V92H209V91H212V90H215V89H216V86H215V84H213V85H211V84H210V85L208 86V84H206V83L204 84V83H203ZM218 87H219V86H218ZM239 95H240V92H236V97H234V98H231V97H230L229 99H230V100L237 99V98L239 97Z\"/></svg>",
    "mask_w": 264,
    "mask_h": 264
}]
</instances>
